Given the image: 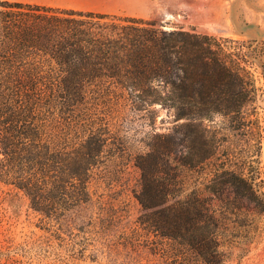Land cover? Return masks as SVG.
<instances>
[{"label": "trees", "instance_id": "1", "mask_svg": "<svg viewBox=\"0 0 264 264\" xmlns=\"http://www.w3.org/2000/svg\"><path fill=\"white\" fill-rule=\"evenodd\" d=\"M248 49L153 18L0 0V182L58 224L49 254L96 260V219L68 233L62 221L93 203L94 172L129 149L128 117L160 108L181 122L133 156L141 213L129 243L171 264H229L264 239V125L250 65L258 60L264 83V47ZM4 254L0 245V264L17 263Z\"/></svg>", "mask_w": 264, "mask_h": 264}, {"label": "rangeland", "instance_id": "2", "mask_svg": "<svg viewBox=\"0 0 264 264\" xmlns=\"http://www.w3.org/2000/svg\"><path fill=\"white\" fill-rule=\"evenodd\" d=\"M112 3L121 5L125 14L157 19L168 28L194 27L202 33L238 40L244 43L246 52L249 45L264 47V0H112ZM252 60L250 65L259 87V116L264 125V83L258 60ZM180 122L172 111L160 108L152 116L132 114L123 123L129 149L124 154L117 153L94 172L90 182L93 203L62 221V231L68 233L91 216L96 219L95 226L88 229L94 238L96 260L78 259L68 264H171L154 249L129 243L141 213V206L133 196L141 172L133 164V156L139 150L148 149L153 134L172 133ZM261 158L264 176V146ZM107 220L111 222L109 227L104 223ZM57 226L56 222L34 212L26 196L0 182L3 262L11 255L17 260L15 264H60L54 254L45 250ZM149 238L155 244L160 242L153 234ZM57 243L56 240L54 244L57 246ZM229 264H264V239L244 257L233 254Z\"/></svg>", "mask_w": 264, "mask_h": 264}, {"label": "crops", "instance_id": "3", "mask_svg": "<svg viewBox=\"0 0 264 264\" xmlns=\"http://www.w3.org/2000/svg\"><path fill=\"white\" fill-rule=\"evenodd\" d=\"M27 3H37L51 6H59L65 8H73L78 10H88L103 13L124 14L136 17H142L137 14H125L121 5L112 3V0H11ZM146 18V17H143Z\"/></svg>", "mask_w": 264, "mask_h": 264}]
</instances>
